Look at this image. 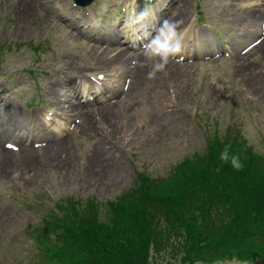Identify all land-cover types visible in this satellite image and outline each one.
<instances>
[{"label":"rangeland","instance_id":"1","mask_svg":"<svg viewBox=\"0 0 264 264\" xmlns=\"http://www.w3.org/2000/svg\"><path fill=\"white\" fill-rule=\"evenodd\" d=\"M125 1L98 0L92 9L112 12ZM136 1L142 0L131 3ZM226 1V6L220 5ZM164 2L157 5L167 8L163 14L175 29L181 30L201 10L202 19L217 26L224 47L235 51L247 38L248 21L255 18L252 25L257 26L264 16V0ZM59 10L82 16L67 0H0V264H28L39 251L27 231L29 225L40 223L39 212L58 207L57 201L67 197L98 205L133 186L136 171L165 176L183 160L201 164L205 139L214 129L237 127L254 151L264 155V39L243 58L171 60L178 65L172 67L175 71L164 65L151 77L160 59L141 52L133 90L122 108L111 106L117 116L108 119L95 103L84 104L80 101L84 97L77 95L88 83L84 76L91 63L105 62L125 75L127 68L122 71L118 63L129 56L125 53L117 61L114 54L120 46L113 42L100 46L102 41L70 30L58 19ZM174 11L183 21L171 18ZM46 38L48 45L35 44ZM191 46L199 52L221 47L213 33ZM144 54L145 75L136 77ZM152 97H158L156 102ZM47 111L53 118L43 121ZM76 112L84 115L83 120L68 134L60 127ZM58 129L62 136L55 139ZM15 135L50 143L29 153H3V140Z\"/></svg>","mask_w":264,"mask_h":264},{"label":"trees","instance_id":"2","mask_svg":"<svg viewBox=\"0 0 264 264\" xmlns=\"http://www.w3.org/2000/svg\"><path fill=\"white\" fill-rule=\"evenodd\" d=\"M234 140L216 143L199 165L181 162L166 176H143L113 205L118 218L65 227L49 256L70 251L89 264L264 258V156ZM225 145L239 156V169L220 160Z\"/></svg>","mask_w":264,"mask_h":264},{"label":"clouds","instance_id":"3","mask_svg":"<svg viewBox=\"0 0 264 264\" xmlns=\"http://www.w3.org/2000/svg\"><path fill=\"white\" fill-rule=\"evenodd\" d=\"M161 29H166V34L164 32H161V35L163 36V40L156 39L151 42L150 45H148V48L150 49V55L151 57H160V60L162 62L157 63L155 65V70L149 74V76H154L155 71L162 70L164 68V65L167 63L168 56L175 52L179 51V45L176 44V46H173V41L177 39V33L175 31V26L170 24L169 22L165 21ZM231 148V145H225V147L222 149L220 153V160L223 162H231L232 166L234 168L239 169L242 165L240 163V158L238 155H232L229 156V149Z\"/></svg>","mask_w":264,"mask_h":264},{"label":"bare ground","instance_id":"4","mask_svg":"<svg viewBox=\"0 0 264 264\" xmlns=\"http://www.w3.org/2000/svg\"><path fill=\"white\" fill-rule=\"evenodd\" d=\"M247 2V1H246ZM249 3V2H248ZM242 5H240V7H241ZM253 7V6H252ZM262 6L260 5L259 6V8L257 7L254 11H258L260 8H261ZM182 10V9H181ZM177 11H178V9H177ZM180 11V10H179ZM183 12V11H182ZM174 14H173V16L171 17L173 20H178V13L179 12H173ZM260 44V43H259ZM111 46V45H110ZM110 46H106L107 48H109ZM257 47V46H256ZM110 50V49H109ZM125 53H126V51L125 50H123V49H120L119 51L116 49V52H115V54H114V57H119L118 59H117V61H120L121 59H122V56H124L125 55ZM147 54V53H146ZM146 54H144L143 56H142V58H141V60L138 62L139 63V65H138V67H137V70H138V73H137V76L136 77H139L142 73H144L145 71H146V68H145V66H144V60H145V55ZM166 65L168 66H170L171 67V69H174V68H172V67H177L178 65L177 64H173V63H171L170 61H167V63H166ZM178 68V67H177ZM181 68V67H180ZM176 69H174V71H175ZM240 71H242V70H240ZM149 73V72H148ZM245 73V72H244ZM252 73V72H251ZM242 74H243V72H242ZM144 75H145V73H144ZM250 75V74H249ZM263 78V77H262ZM244 79V78H243ZM136 81V80H135ZM165 106H167V105H165ZM158 109V108H157ZM162 109V108H161ZM167 109V108H166ZM118 110V109H117ZM120 111V110H119ZM160 111V110H159ZM121 112V111H120ZM88 113V112H87ZM100 113L102 114V116L104 117V118H111L113 115L115 116V107H107V108H103V109H101L100 110ZM119 114V113H118ZM121 114V113H120ZM91 115V114H90ZM89 115V116H90ZM89 116H87V118L89 117ZM117 116V115H116ZM115 116V117H116ZM95 117V116H94ZM93 117V118H94ZM113 118V117H112ZM111 118V119H112ZM91 119V118H90ZM90 119H88L87 120V124L88 123H90V122H92ZM89 125V124H88ZM89 129V128H88ZM59 148V147H58ZM61 149H63V148H61ZM60 149V150H61ZM26 150H28V149H26ZM51 150V149H50ZM97 151V150H96ZM34 152V151H33ZM57 152H58V149H57ZM28 153H29V151H28ZM69 153V152H68ZM5 154H12L11 152H9V151H7V152H5ZM45 154V153H44ZM102 154V153H101ZM13 155V154H12ZM35 156V155H34ZM54 156H56V155H54ZM53 156V157H54ZM59 156V155H58ZM96 156H98V155H96ZM95 156V157H96ZM102 156V155H101ZM103 156H104V154H103ZM9 157V156H8ZM25 157V156H24ZM50 157H51V154H50ZM52 157V158H53ZM93 157V156H92ZM55 158V157H54ZM94 158V157H93ZM3 159H5V158H3ZM57 158H55V160H56ZM53 160V159H52ZM94 160V159H93ZM27 161V160H26ZM29 161V160H28ZM35 161V160H34ZM106 164H108L109 162H108V160H103ZM1 162H2V160H1ZM0 162V163H1ZM31 162V161H30ZM57 162V161H56ZM92 162V161H91ZM90 162V163H91ZM100 162H102V161H100ZM43 165V164H42ZM41 165V166H42ZM91 165H92V163H91ZM95 165V164H94ZM102 165V164H101ZM9 166V165H8ZM68 167H69V165H67ZM99 166V165H98ZM107 166V165H106ZM7 167V166H6ZM39 167H40V165H39ZM64 167H65V165H64ZM101 167H103V166H101ZM112 167V166H111ZM7 168H9V167H7ZM70 168V167H69ZM92 168V167H91ZM95 168V167H94ZM103 169V168H102ZM101 169V170H102ZM3 170H5V169H3ZM40 170V169H39ZM88 170V169H87ZM92 170V169H91ZM94 170V169H93ZM36 171V170H35ZM104 171V170H103ZM3 172V171H2ZM87 172V171H86ZM90 173H92V172H90ZM104 173V172H103ZM89 175V174H88ZM87 175V176H88ZM91 175V174H90ZM2 176V175H1Z\"/></svg>","mask_w":264,"mask_h":264}]
</instances>
